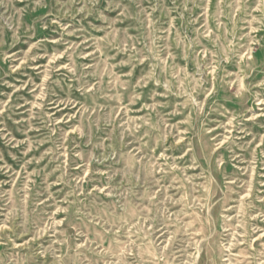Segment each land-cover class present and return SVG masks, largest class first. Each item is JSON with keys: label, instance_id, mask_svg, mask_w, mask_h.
<instances>
[{"label": "rangeland", "instance_id": "rangeland-1", "mask_svg": "<svg viewBox=\"0 0 264 264\" xmlns=\"http://www.w3.org/2000/svg\"><path fill=\"white\" fill-rule=\"evenodd\" d=\"M0 264H264V0H0Z\"/></svg>", "mask_w": 264, "mask_h": 264}]
</instances>
